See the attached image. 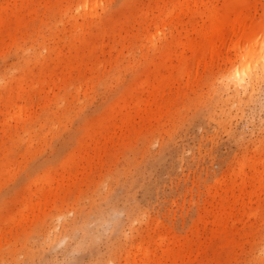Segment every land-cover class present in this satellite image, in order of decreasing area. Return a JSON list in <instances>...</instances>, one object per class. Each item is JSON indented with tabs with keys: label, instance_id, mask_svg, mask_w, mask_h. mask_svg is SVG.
<instances>
[{
	"label": "rangeland",
	"instance_id": "374dc122",
	"mask_svg": "<svg viewBox=\"0 0 264 264\" xmlns=\"http://www.w3.org/2000/svg\"><path fill=\"white\" fill-rule=\"evenodd\" d=\"M172 2L0 0V264H264V0Z\"/></svg>",
	"mask_w": 264,
	"mask_h": 264
},
{
	"label": "bare ground",
	"instance_id": "6f19581e",
	"mask_svg": "<svg viewBox=\"0 0 264 264\" xmlns=\"http://www.w3.org/2000/svg\"><path fill=\"white\" fill-rule=\"evenodd\" d=\"M189 1H192V2L195 1V2H196V0H182V2H179V0H177V3L175 2V4H174V2H172V3L174 4V6H173V5H172V6H173V8H177V9H179L178 7H180V9H181L182 6H183V7L186 6V5H183L184 2H186V4H188V3H190ZM198 1H199V0H198ZM198 1H197V2H198ZM187 2H188V3H187ZM192 2H191V4H192ZM197 2H196V3H197ZM225 2H226V0H225ZM194 4H195V3H194ZM194 4H193V6H194ZM224 4H225V3H224ZM196 5H197V4H196ZM196 5H195V6H196ZM237 5H238V4H237ZM187 6H188V5H187ZM187 6L184 7L185 10H186ZM213 6H215V5H213ZM221 6H222V5H221ZM225 6H226V8H229V7H230V5L227 7V4H226ZM234 6H235V5H234ZM234 6H233V8H234V9H233V10H234V11H233V12H234V13H233V14H234L233 18H231V19L229 18V20H227V19H228L227 16H224V17L227 18V19H226L227 22H226L225 24L222 23V28H223V27H226V26H223V25H227V27H228V26L231 27V29H232L231 31H232L233 35H235V38L237 39L236 42H235V44L238 45L239 40H241V38H244L243 36H245L246 33H248L250 30H249L247 27H245V23H244V21H243L242 11H243V8H244V7L241 6V5H240V7H238V6H237V7H234ZM188 7H189V6H188ZM191 7H192V6H191ZM191 7H190V8H191ZM216 7H217V6H216ZM245 7H246V6H245ZM173 8H170V9H168V10L166 9V11L164 12L163 15H165V17H166V16L168 17L171 13H173V10H176V9H173ZM192 8H193L192 10H194V7H192ZM206 8H209V7H206ZM223 8H225L224 5H223ZM211 9L213 10L212 6H211ZM220 9H221V8H220ZM220 9L218 8L217 10L220 11ZM182 10H183V9H182ZM182 10H179V11H178L179 13L177 12V14L175 13V12H176V11H175L174 13H175L177 16H175V15L172 14V15H173V18H174V17H178V14H180V12H181ZM187 10H188V9H187ZM192 10H191V11H192ZM208 10H209V9H208ZM212 10H211V12H212ZM221 10H223V9H221ZM244 10H245V9H244ZM213 11H214V10H213ZM215 11H216V9H215ZM215 11H214V12H215ZM218 11H216L215 13L219 14ZM182 12L184 13V10H183ZM189 12H190V11H189ZM192 12H193V11H192ZM211 12H210V13H211ZM214 12H213V14H214ZM221 12H222V11H221ZM221 12H220V14H221ZM228 12H229V11H228ZM186 13H187V12H185V14H186ZM190 13H191V12H190ZM208 13H209V11H208ZM210 13H209V14H210ZM222 13H223V12H222ZM231 13H232V12H231ZM209 14H208V15H209ZM213 14L211 13L212 16H213ZM220 14H219V15H220ZM222 15H223V14H222ZM212 16H209L210 19L208 18V19L210 20V24L208 25L209 28H210L211 26H213V23H212V20H211V19H212V18H211ZM215 16H216V15H215ZM215 16H214V17H215ZM217 16H218V15H217ZM171 17H172V16H171ZM207 17H208V16H207ZM214 17H213V18H214ZM163 18H164V17H163ZM215 18H217V17H215ZM218 18H220V17L218 16ZM169 19H170V18H169ZM171 19H172V18H171ZM220 19H221V18H220ZM222 19H223V18H222ZM165 20H167V18H165ZM213 20H214V19H213ZM215 20H216V22H215ZM215 20H214L213 22H214L215 24H217V19H215ZM224 20H225V19H224ZM224 20H223V21H224ZM167 21H168V20H167ZM163 22H164V20H163ZM224 22H225V21H224ZM164 23H165V22H164ZM215 24H214V25H215ZM219 25H220V24H219ZM219 25H218V27H217L218 29L216 28V29H217V30H216L217 32H214V31L212 32V31H211L212 33H217V34H218V35L216 34L217 37L220 36L219 32L221 31V30L218 31V30L221 28V25H220V26H219ZM206 27H207V26H206ZM208 27H207V28H208ZM213 27H214V26H213ZM213 27H211V28H213ZM209 28H208V29H209ZM208 29H207V31H206V29H205L206 32H204V33H207V32L209 33L211 29H209V31H208ZM214 29H215V28H214ZM223 30H224V29H223ZM223 30H222V32H221L222 34H223V32H224ZM247 30H249V31H247ZM208 33H207L206 36H208ZM212 33H211L210 37L213 35ZM225 33H227V32L225 31ZM209 34H210V33H209ZM228 34H229V32H228ZM228 34H227V35H228ZM250 34H251V32H250ZM250 34H248V35H250ZM224 35H225V34H224ZM231 35H232V34H231ZM251 35H252V34H251ZM251 35H250V36H251ZM204 37H205V35H204ZM221 37H222V40H224L223 37L225 38V36H221ZM221 37H218L217 39L219 40V38L221 39ZM212 38H216V37H212ZM245 38H247V37L245 36ZM248 38H249V37H248ZM248 38H247V39H248ZM207 39H210V38L207 37ZM260 40H261V41H259V44H260V46H259V47H260V50H259L258 52H255L254 55H252L251 60H250L249 62H246V64L241 65L240 68L238 67V68H236V69L234 70V72H233V77H232V80H233L232 82H234L233 84H241V83L243 84V83H244V80H245V76L247 77V75H249V76L251 75V74H250V71H255L254 74H255V73L258 74L259 72L257 73L256 71L258 70L259 67H262V66L264 65V34H263V36H262V38H261ZM220 41H221V40H220ZM221 42H222V41H221ZM191 47H192V45H191ZM263 67H264V66H263ZM250 69H251V70H250ZM248 73H249V74H248ZM254 74H253V75H254ZM249 76L247 77L248 79L246 78L247 80H249V78H250ZM255 76H256V75H255ZM255 76H253V77H255ZM251 77H252V76H251ZM253 77H252V78H253ZM257 77H258V75H257ZM245 81H246V80H245ZM244 84H245V83H244ZM236 87H237V86H236Z\"/></svg>",
	"mask_w": 264,
	"mask_h": 264
}]
</instances>
